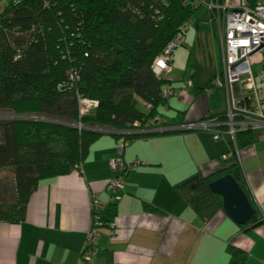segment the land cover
<instances>
[{
	"label": "crops",
	"instance_id": "crops-1",
	"mask_svg": "<svg viewBox=\"0 0 264 264\" xmlns=\"http://www.w3.org/2000/svg\"><path fill=\"white\" fill-rule=\"evenodd\" d=\"M192 18L183 44L172 52L170 69L162 74L174 86L161 109L162 125L218 116L231 101L254 111L247 84L234 82L229 90L211 83L223 69L220 29L207 7L199 6ZM263 60L264 53L250 58L253 86L261 97ZM188 78L192 86L184 88ZM251 130L250 144L236 140L239 161L234 155L222 157L234 151L227 134L219 141L201 130L152 134L128 140L119 154L117 139L102 133L79 167L37 183L22 220L0 221V264H76L93 214L102 221L98 253L86 264H233L232 250L245 255L244 264H264V223L240 226L216 205L197 210L185 187L177 186L192 174L209 175L236 161L256 212L255 205L264 202V126ZM115 157L139 163L122 175L119 198L111 200L107 183L114 176L110 162Z\"/></svg>",
	"mask_w": 264,
	"mask_h": 264
},
{
	"label": "trees",
	"instance_id": "trees-1",
	"mask_svg": "<svg viewBox=\"0 0 264 264\" xmlns=\"http://www.w3.org/2000/svg\"><path fill=\"white\" fill-rule=\"evenodd\" d=\"M198 7L192 0H6L0 11V109L13 118L0 119V167L12 171L13 195L10 202L0 200V221L22 220L37 183L79 167L105 132L100 129L117 141L171 132L142 131L164 126L167 99L160 94L171 82L152 64ZM79 97L97 105L80 114ZM236 140L250 144L253 131L239 129ZM224 174L248 196L236 161L177 186L185 187L197 210L222 208L208 183ZM204 200L210 202L199 203ZM257 223L264 219L254 212L245 226ZM231 258L244 264L238 250Z\"/></svg>",
	"mask_w": 264,
	"mask_h": 264
},
{
	"label": "built area",
	"instance_id": "built-area-1",
	"mask_svg": "<svg viewBox=\"0 0 264 264\" xmlns=\"http://www.w3.org/2000/svg\"><path fill=\"white\" fill-rule=\"evenodd\" d=\"M5 2L6 0H0V5L4 7ZM192 2L193 7L201 5L207 7L211 11L220 29L223 69L211 83L216 86L223 83L227 88L229 86V90L234 82L240 83L241 86L247 84V91H249L247 93L254 96L256 107L254 111H244L236 107L231 101L221 117L210 116L198 121L154 128L151 127L150 129L142 131H209L212 133V138L215 141H219L223 134H227L231 138L234 151L231 150L222 157L226 159L234 155L239 161L236 149L237 131L241 128L252 129L256 126H264V114L262 113L264 97H261L258 90L253 86L252 72L250 69L251 56L254 53H264V0H244L240 4H235L229 0H192ZM193 22V18L186 20L181 25V29L165 45L161 53L156 56L152 64V69L156 75L160 76L170 69L172 52L176 47L183 44L184 31L188 26L192 25ZM244 76H247L246 79H243ZM258 76L262 83L260 91L264 94V60L263 67L259 70ZM190 86H192V80L188 78L183 82V87L188 88ZM173 91V84L171 82H166L160 95L162 98L168 99L173 95ZM210 91L211 88L207 86L205 92ZM78 104L79 112L83 114L93 109L97 105V101L79 97ZM147 107L149 108L150 105L148 104ZM100 131L106 132L107 130L100 129ZM127 141L128 140L123 138L118 139L117 152L119 154L122 153L123 147ZM138 163V160L125 162L120 157H115L111 160L110 165L114 172V176L107 183V188L112 193L111 200L119 198L117 191L121 190L123 187L121 178L124 170L128 172L137 166ZM263 207L264 202L261 206L257 204L255 205V211L257 216L264 219ZM101 224L102 221L99 220L96 214H93L91 216V225L87 231L86 239L80 250L76 264H86L97 255L98 246L96 244V237L99 234L98 227ZM111 234H113V230H111Z\"/></svg>",
	"mask_w": 264,
	"mask_h": 264
},
{
	"label": "water",
	"instance_id": "water-1",
	"mask_svg": "<svg viewBox=\"0 0 264 264\" xmlns=\"http://www.w3.org/2000/svg\"><path fill=\"white\" fill-rule=\"evenodd\" d=\"M208 187L212 194L221 198V206L227 216L239 225L247 224L254 214V207L231 174L211 180Z\"/></svg>",
	"mask_w": 264,
	"mask_h": 264
},
{
	"label": "rangeland",
	"instance_id": "rangeland-1",
	"mask_svg": "<svg viewBox=\"0 0 264 264\" xmlns=\"http://www.w3.org/2000/svg\"><path fill=\"white\" fill-rule=\"evenodd\" d=\"M203 6V5H201ZM205 7V6H204ZM3 9L2 5H0V11ZM141 106V103H139ZM167 115V114H166ZM7 118H13V113L10 110L0 109V119L4 120ZM137 130L129 131V132H137ZM105 134L106 132H102ZM13 175L12 171L9 167H0V200L10 202L12 200L13 195Z\"/></svg>",
	"mask_w": 264,
	"mask_h": 264
}]
</instances>
